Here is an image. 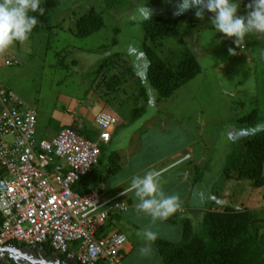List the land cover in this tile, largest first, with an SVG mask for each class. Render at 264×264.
<instances>
[{"label":"rangeland","instance_id":"374dc122","mask_svg":"<svg viewBox=\"0 0 264 264\" xmlns=\"http://www.w3.org/2000/svg\"><path fill=\"white\" fill-rule=\"evenodd\" d=\"M134 1L127 8L110 10L105 0H60L53 17V23L60 28L33 40L15 42L3 51L2 56L9 54L7 57L17 59L19 64L8 67L1 63L0 79L37 111L38 140L53 138L63 127L79 123L83 124L82 131L91 134V141L98 142L100 130L94 122L97 114L105 111L119 118L111 143L99 144L106 162L95 167L87 180L79 183L80 187H102L112 153L121 157L120 168L108 179H126L124 188L130 183L132 171L154 164L141 175L149 170L158 172L188 155L190 160L159 176L164 192H185L180 206L186 211L178 217L177 230L182 227L181 220L188 217L195 230L202 231L206 211L232 202L261 211L264 188L252 189L246 180L228 179L224 169L248 136L238 128V120L258 109L262 121L257 129H264V34H250L237 46L233 38L212 29L211 13L198 19L192 9L176 16L177 0H143L152 10V17L172 19L178 24L180 37L156 45L158 56L166 60L189 49L202 68L195 79L169 99L158 102V93L146 83L150 61L145 52L148 42L144 20L130 18L141 2ZM237 2L238 15H246L251 0ZM93 9L101 13L104 27L90 37H76L75 22ZM115 55L119 56L114 65L98 69ZM129 67L136 78H127L124 85L110 91L111 79L123 75ZM143 87L149 89V100L140 95ZM196 205L205 211L191 216V208ZM181 239L182 236L173 242ZM8 247L17 253L47 256L46 260L54 264H78L75 252L64 255L43 246L15 243Z\"/></svg>","mask_w":264,"mask_h":264},{"label":"built area","instance_id":"2783aa9c","mask_svg":"<svg viewBox=\"0 0 264 264\" xmlns=\"http://www.w3.org/2000/svg\"><path fill=\"white\" fill-rule=\"evenodd\" d=\"M7 56L0 64L18 63ZM95 124L98 142L70 129L38 140L37 111L0 79V248L49 245L61 254L75 252L78 264H125L127 237L104 233L111 215L128 210L122 195L105 198L73 189L99 165V142L111 141L119 118L101 111Z\"/></svg>","mask_w":264,"mask_h":264},{"label":"trees","instance_id":"16d2710c","mask_svg":"<svg viewBox=\"0 0 264 264\" xmlns=\"http://www.w3.org/2000/svg\"><path fill=\"white\" fill-rule=\"evenodd\" d=\"M134 3V0H105L106 7L110 10L127 8ZM59 4L60 0H41L40 6L44 12L42 15L39 12L30 13L37 17L38 24L27 40H33L40 34L60 28L53 23ZM143 24L148 42L145 52L150 61L146 83L158 93L157 101L161 102L169 99L178 89L195 79L202 68L195 54L189 49L181 50L166 60L156 53V45L161 46L162 41L166 39L180 37L178 24L175 21L152 17ZM103 27L101 13L93 9L75 22L73 34L78 38H87L101 31ZM118 56L105 60L98 69L114 65V60ZM127 78H136L134 70L130 67L123 75L111 79L110 91L124 85ZM148 90L144 87L140 90L141 97L146 100L150 99ZM139 98L136 97V100ZM142 108L140 112L144 110ZM261 121L258 109L252 110L238 120L240 124L238 128L248 136L237 146L224 169V175L228 179L246 180L252 189L264 188V129H257ZM82 128L83 124L74 123L63 127L59 133L70 129L91 141V134L82 131ZM120 159L121 157L116 153L109 155V166L107 175L103 176L104 179L119 171ZM105 162V155H101L99 166ZM85 180L87 177L74 185L75 192L86 194L90 191L86 187H80L79 183ZM171 220L176 223L174 219ZM182 221L183 234L180 241L162 239L154 241L162 264H264V209L253 211L243 206H236L233 202L225 206L211 207L204 214L202 231L195 230L192 219L187 218ZM2 223L3 217L0 222V232ZM43 247L51 249L49 246ZM0 264L5 263L0 261Z\"/></svg>","mask_w":264,"mask_h":264},{"label":"clouds","instance_id":"9594fccd","mask_svg":"<svg viewBox=\"0 0 264 264\" xmlns=\"http://www.w3.org/2000/svg\"><path fill=\"white\" fill-rule=\"evenodd\" d=\"M40 4L41 0H0V52L7 50L15 42H23L28 39L29 35L38 24L37 17L30 13L39 12L42 15L44 9L40 6ZM239 7L240 5L237 0H177L176 11L174 14L176 16H181L189 10L195 9L196 17L198 19H203L206 12L211 13L212 29L216 33L223 34L225 37L233 38L234 43L238 46L250 34H264V0H251V3H249L247 6L249 11L246 15L243 16L238 15ZM152 15V10L145 5L143 0H141V2L137 4V7L134 9V12L132 13L130 18L133 20L142 19L144 21H147L152 19ZM14 60L18 62L17 59ZM17 64H19V62ZM118 125H120V122ZM111 141L108 144H110ZM100 143L101 142H99V144ZM190 159L191 158L187 155L178 162L171 165V167ZM93 170L94 169H92V171ZM89 174H87L86 176H88ZM93 191L98 190H90L88 193ZM129 191L134 192L137 201L135 203L137 212L144 213L150 216L153 222H156L157 220H166L171 215H173L180 207V197L176 194L168 195L162 190L159 181V173L155 170L146 171L143 175L132 176L127 189H125V192ZM98 192L102 197L105 198L116 197L103 196L102 192ZM125 196L126 193L122 194L120 200L126 202V200H124ZM123 213H115L114 215H111L109 221L112 217L122 215ZM111 232L122 233L120 231ZM111 232L107 233L104 231L105 235L110 234ZM137 236L142 237L146 242H154L156 239V234L150 229H145L142 232H138ZM40 246L49 245H39L36 247ZM2 249L12 248L7 246L6 248ZM139 251L142 255L150 253V243H147L145 247H141ZM69 253H72V251H70ZM9 255V253H6V257H8ZM17 255L18 253L14 251V254L12 256ZM9 259L11 261V258Z\"/></svg>","mask_w":264,"mask_h":264},{"label":"crops","instance_id":"0c3cea01","mask_svg":"<svg viewBox=\"0 0 264 264\" xmlns=\"http://www.w3.org/2000/svg\"><path fill=\"white\" fill-rule=\"evenodd\" d=\"M2 52H0V55L2 54ZM2 57L4 56L1 55L0 58ZM154 162L155 164L158 163L157 161ZM153 166L154 164H152L151 166L144 167L142 170L136 169V171H132V174L129 175V177L141 175L142 171L150 169ZM169 168H171V166H168L158 171L159 176L162 175L161 173L163 171L168 170ZM125 182L126 179L124 178H118L116 180H109L103 178L101 184L102 187L96 186L92 189H89L98 190L103 193V196H117L126 193L124 200H126V202L128 203L129 209L126 213H123L122 215L112 217L107 224L108 230H106L105 232L109 233L111 231H120L127 236L128 240L127 244L125 245V250L123 252L125 264H162L158 249L156 248L154 242H146L142 237L137 236V233L142 232L145 229H150L156 234V239H162L167 241H174V239H179L182 236L183 232L182 227L180 230H177V228L179 227L177 220L179 215L184 214L186 210L180 206L178 210L166 220H157L156 222H153L150 216L144 213L137 212L135 208V203L137 201L134 192H125V189H127L124 188ZM165 193L168 195L176 194L180 198H184L185 196V192L179 189H174L172 193L170 191H166ZM191 211L192 212L190 213V215L192 216V214L195 212L205 210L202 208V206L196 205L191 208ZM187 218L188 217H185L184 219ZM171 219H174L176 223L171 222ZM147 243H150L151 251L148 254L142 255L139 250L141 247H145ZM12 257L10 256L9 258H11V261L13 260L15 264H27L26 262L30 264H54L46 260L49 259L47 256L45 258H42L40 255H36V253L33 255L18 253L17 256ZM59 264H63V262L59 261Z\"/></svg>","mask_w":264,"mask_h":264},{"label":"water","instance_id":"95a60500","mask_svg":"<svg viewBox=\"0 0 264 264\" xmlns=\"http://www.w3.org/2000/svg\"><path fill=\"white\" fill-rule=\"evenodd\" d=\"M6 253L14 254L13 249H2L0 248V260L3 261L5 264H12L10 263V259L6 257Z\"/></svg>","mask_w":264,"mask_h":264},{"label":"flooded vegetation","instance_id":"af4514ba","mask_svg":"<svg viewBox=\"0 0 264 264\" xmlns=\"http://www.w3.org/2000/svg\"><path fill=\"white\" fill-rule=\"evenodd\" d=\"M10 256L12 257V255L10 254ZM12 264H15L14 262H13V260L12 261H10ZM19 264V263H18Z\"/></svg>","mask_w":264,"mask_h":264}]
</instances>
